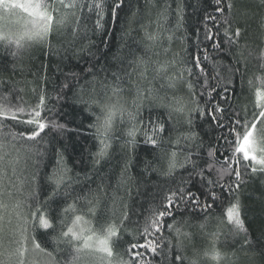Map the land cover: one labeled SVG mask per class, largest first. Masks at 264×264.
<instances>
[{"label":"trees","instance_id":"1","mask_svg":"<svg viewBox=\"0 0 264 264\" xmlns=\"http://www.w3.org/2000/svg\"><path fill=\"white\" fill-rule=\"evenodd\" d=\"M51 2L52 0H37L38 4ZM104 2L110 6L112 0H104ZM179 2L181 0H126L124 11H121L120 18L115 22H113L109 12L105 22L106 30L103 33L92 30L95 15L94 13L90 14L87 8L82 11L76 9L75 16L71 14L73 10L65 9L63 11L69 13L68 26L66 29H60V31L65 32L66 35L60 38H57L56 32L50 35L49 39L53 45L51 52L46 45L37 41L24 39L21 41L23 47L17 49L14 43H9L6 39L0 40V98L8 95L13 108L16 106L25 108L24 113H18L19 120L29 118L27 113L31 111L30 106L37 102L40 89L46 88L49 94L55 95L52 83L45 84V76L50 81L61 82L64 80L65 73L86 67V61L90 59L93 62L98 61L97 67L111 64L113 67H121L123 72L130 74L124 77L121 85L123 91L118 98L112 97L110 90L106 95L98 97L104 102H109V97H111L112 102L119 99L125 112L122 117L117 114L115 120L121 139L114 141L113 147L110 149V158L107 162L97 165L96 169H93V160L94 154L99 148L97 130L94 127H89V125L97 124V116L102 119L103 114L96 104H93L91 108L93 114L83 110L86 106L74 104L71 91L68 92L66 100L61 99L59 101L55 114L48 113L46 109H40L46 123H50V120H57L60 124L66 125L62 133H53L49 127L46 128L48 136L42 134L41 138L38 139L22 138L15 142V148L11 150L7 158L15 161V163L6 169L7 174L3 179L4 195L0 199L9 205L16 201H23L22 212L28 220V231L25 234L27 239H22L17 234L18 222L16 217L12 215V224L5 228L4 241L6 253L12 254L9 264H44L46 260L52 258L58 264H67L72 255L76 254L75 249L80 248L78 254L81 257V264H108L109 260L128 259L125 249L133 241L136 227L139 225L142 231L150 207L160 202L170 183L166 182V177H157L155 173L151 172L142 179L138 178V163L133 167L123 184H118L124 156L121 145L127 139L123 133L132 126L127 113L137 112V106L134 103L137 101L141 104L137 123L140 119L147 122L150 116L155 117L157 114L164 115L168 112L169 105L175 106L174 96H183L185 100L190 101L192 96L183 84H178L179 90L170 89L167 84L169 79L176 77L184 67L193 69L191 78L193 82L196 81L197 70L194 69L193 63L198 54V43L201 49L199 55L206 68L211 67L213 58L216 61H221L225 66L232 64L233 67L239 68L234 82L229 85L227 103L220 101V97L216 96L213 99V104L220 101L222 107L231 105L228 114H234L235 109H240L241 117L246 112L249 119L254 112L258 113L261 110L259 105L264 103V94L261 97L259 95V93H264V3L262 0H231L233 8L230 17V35H233V39H235L234 33L237 27L241 29V35L230 51L224 37V31L229 28V24L224 23L221 14L214 13V0H201L199 5L197 0H183L187 27L177 32L175 31L177 20L175 8ZM165 3H171L173 9L167 21L160 16ZM227 3L228 0H225V8H227ZM149 5L154 6L150 7ZM129 6H131V10H129ZM245 10H247L246 15L242 14ZM40 11H44V9L41 8ZM125 11H127V17H125ZM133 13H136L135 16ZM209 13H214L217 17L215 21L211 19L207 21V29L214 34L211 41L205 39L204 17ZM18 14L20 19H23V15H20L19 12ZM81 15L83 16L80 21L81 27L85 24L88 25L90 29L88 35L96 47L91 49L95 53L94 57L81 53L82 59L77 62L74 59H64L66 55L64 47L66 40L71 39V28L76 25V17ZM224 15H228V13L225 12ZM25 29V26H18L12 29L7 36L11 35L15 39L17 36L23 35ZM197 29H199V41L194 34ZM125 32H130V35L124 36L123 33ZM146 33L149 35L159 33V37L153 42L147 38ZM170 33H174L176 37L171 42L167 39ZM185 36L187 39H182ZM104 41H107V46ZM217 41L223 46L219 52L213 51L211 48V45ZM86 43L87 40L78 41L76 47L72 48L71 51H76L77 48ZM206 46V54L209 59L205 62L203 49ZM12 53H19V55L14 56ZM177 53L180 55L177 56ZM114 54L123 58L119 65L112 60ZM139 58H143L147 64H138ZM234 60H239L240 64L236 65ZM162 64L167 65L166 72L157 75L155 69ZM42 65H46V70L41 67ZM57 66H59V70ZM104 75V73H100V78H103ZM108 75L110 80V72ZM187 79L188 73L185 72L184 80ZM79 83L84 85L85 81L80 79ZM137 85L142 90L151 88L154 91L150 95L145 91L146 98L142 102L138 101L136 96ZM96 89L97 91L100 90L99 84L96 85ZM195 91L198 99L201 88L197 86ZM203 91L205 93L204 100H206L207 89ZM90 93L91 86H87L84 92L85 98ZM21 98L26 103H22ZM93 98L97 99V97ZM204 100L200 101L201 106H203ZM3 102L0 99V103ZM77 109H79V113ZM164 119L167 120L166 115H164ZM184 119L185 116L173 113L172 120L168 125L169 131L165 132L163 137L167 143L162 145L166 152L176 151L180 162H183L187 154L185 141L180 139L178 145L174 142L186 129L183 124ZM178 121L179 123H177ZM196 122L200 125L196 131L202 133L205 144L209 141L215 144L216 137L221 135L222 130L214 123L202 122L199 117H196ZM6 123L12 131H19L18 127L13 126L14 122L6 121ZM9 128L4 129V131H8ZM227 131V128L223 129L225 134ZM51 135H55L59 139V144H56L55 141L51 144L45 142ZM137 142L139 153L137 161L151 160L150 146L144 144V132L142 130L137 135ZM58 147L63 153L59 167L70 170L64 174V180L66 184L71 182L74 191L65 201L63 198L64 186L62 185L61 196L57 198V202L45 205L46 195L54 187L49 182L48 177L57 171L55 149ZM204 158L208 159L207 150H205ZM217 161L216 167L219 168L222 161L219 160V157H217ZM85 173L92 177L90 181L84 180ZM181 174L187 176V173L178 169L176 178L179 179ZM77 176L79 180L76 179ZM212 178L215 179V174ZM196 179L199 180V177ZM246 179L247 184L239 194L242 204L241 219L244 220L246 228L251 233L253 244L243 245V236L233 241L225 217V225L220 226L223 231L218 237L217 247L227 254L226 257L219 262L211 260L210 257H205L200 261V264H264V254H261L259 245L256 243V239L260 237L261 228L264 227V182H262L264 175H249ZM41 188L39 203L35 197L29 198L30 192ZM98 203L99 207H97ZM68 205H74L75 210L66 213L60 210ZM38 208H41L42 211H47L49 208L56 209L50 217L51 228H41L39 227V219H33L31 213L36 212ZM93 208H97V211L93 212ZM227 208V202L223 207H213L209 213L211 220L206 229L207 232L218 231L217 222ZM8 211L11 212V208ZM122 211L130 213V218L125 222V226H120ZM4 215L5 222H7L8 213H4ZM77 217L80 219L77 220ZM188 218L189 213L185 212L181 215L178 212L175 217L178 221L176 227L185 232L195 233L194 242L203 253L205 249L212 247V238L201 234L198 228L191 225L203 220L204 214L202 213L199 217H191L190 223L185 224L184 221ZM167 223H173L172 219H168ZM113 225L119 226L120 239L117 241L116 237L109 238V248L113 252V256L108 257L106 252L92 248L91 244L104 240L108 227ZM69 228H73L80 239L63 236L62 233L67 232ZM164 236L175 243V230L170 233L166 228ZM10 241L11 244L9 245ZM34 241L41 245V248L44 249L43 252L35 249ZM139 242H143V240L141 239ZM185 244L188 245L185 254L191 257L192 247L187 240H185ZM19 248L24 251L23 256L18 251ZM141 251L144 250L141 249ZM47 253H52V257H48ZM150 258L151 253L145 252L144 259ZM156 261H159V257H156ZM185 264H188L187 260Z\"/></svg>","mask_w":264,"mask_h":264},{"label":"snow or ice","instance_id":"2","mask_svg":"<svg viewBox=\"0 0 264 264\" xmlns=\"http://www.w3.org/2000/svg\"><path fill=\"white\" fill-rule=\"evenodd\" d=\"M126 0H112L111 5H107L104 0H52L51 3L37 4L33 3V0H0V28L7 27L11 24L12 17H17L16 22L19 23V14L17 10L27 13L30 17H36L31 21V27L26 29L21 36H17L15 39L11 35L6 36L9 43H14L17 49L23 47L21 41L27 39L29 41H37L42 45H46L49 52L53 50V45L49 39L53 32H56L57 38L65 36V32H61L60 29H66L68 26L69 13L63 10L71 9L72 15L75 16V10L87 8L89 13H94L95 20L92 26L94 32L103 33L105 31L106 17L110 12L113 22L120 18L121 11H124V4ZM201 0H197L199 5ZM264 3V0H262ZM154 6V5H149ZM43 8L44 11H40ZM233 4L231 0H228L227 8H225V0H214V13H219L223 17L224 23L229 24V28L224 31V37L229 51L231 47L238 42L241 35V29L236 28L234 37L230 35L231 25V10ZM131 10V6H129ZM138 11V9H137ZM171 3H165L163 10L160 12V16L165 21L169 19L172 13ZM225 12L228 15H224ZM214 13H209L204 17L205 24V39L211 41L213 39V33L207 29V21L209 19L215 21L217 17ZM136 13H133L135 16ZM244 15L247 14L245 10ZM175 15L177 17L175 24V31L186 29L185 19V6L183 0L176 4ZM125 17H127V11H125ZM83 16L76 17V25L71 28V39L66 40V46L64 51L66 53L64 59H74L77 62L82 59L81 53H86L89 57H94L95 53L92 52V48L96 47L95 43L90 39L88 33L90 31L87 24L81 27L80 21ZM197 41H199V29L196 33ZM124 36L130 35V32L123 33ZM147 38L150 41H156L159 37V33L149 35L146 33ZM175 34L170 33L167 37L171 42L175 39ZM187 39V37H182ZM80 40H87L86 44H83L76 51H71L76 47L77 42ZM107 46V41H104ZM222 45L217 41L211 45L213 51H221ZM198 54L194 59L193 67L197 70L196 81H192L193 69L184 67L181 72L173 78H170L167 87L173 90H179L178 84H183L185 89L191 94L192 99L185 100L183 96H174V105H169V111L164 115L167 116V120L164 119V115L157 114L155 117L150 116L148 121L145 122L140 119L141 104L134 101L137 106V112H128V119L132 122V126L124 131L123 136L127 137L124 143L121 145V151L124 153L121 164V175L118 180V184H123L126 178L129 177V173L133 167L139 163L138 178L142 179L148 173H155L157 177L164 176L167 178L170 186L166 189L164 195L161 197L158 204H153L149 209V214L145 217L142 231L138 225L135 229V236L132 242L129 243L128 248L125 249V253L128 255V259L123 258L118 260H109L108 264H200V261L205 257H210L213 261H221L226 257V253L222 252L217 244L219 243L218 237L225 225V217L227 218L226 224L229 226V234L233 241L238 237L243 236V245H252L253 239L251 233L246 228L242 216V204L239 199V194L243 187L247 184L249 175H264V103L260 104V111L253 113L251 119L248 118L247 113L241 117L240 109H235L234 114H228V107H222L220 101L227 103V93L229 91V85L234 82V78L239 72L238 67H233L232 64L223 65L221 61H216L213 58V64L210 68H206L201 61L199 51V43L197 44ZM99 51V49H97ZM167 51V49H166ZM186 51V50H185ZM205 52L204 61H208L209 57L207 53V46L203 49ZM16 56L19 53H12ZM177 56L180 54L177 53ZM122 57L118 54H114L112 60L119 65L122 61ZM87 66L82 67L78 71H69L64 74V80L61 82L50 81L46 76L44 79L45 84L52 83L53 92L55 95L48 93L46 88L39 90L38 100L35 104L31 105V111L27 113V120H19L18 113H24L25 108L16 106L13 108L10 104L8 95L3 96L4 102L0 103V197L4 195L3 179L6 176V169L9 165H14L15 161L7 159L10 152L15 148V142L26 138L28 140H34L41 138L42 134L48 136L46 128H51L53 133H62L66 125L60 124L57 120H50V123L45 122V118L42 117L40 109H46L50 114H55L59 101L61 99H67L68 92L73 93V103L84 107V111L91 113L93 104L100 107L103 114V118L97 116V124L89 125V127L96 128L97 140L99 143L98 151L94 154L93 169H96L97 165L103 162H107L110 158V149L113 147V143L116 140L121 139L118 134L115 120L117 114L123 116L125 109L120 103L119 99L112 102L109 97V102H104L98 99L101 95H106L109 90L112 97H119L123 91L121 87L124 77L130 75L123 72V69L119 66L113 67V65H100L97 67V63L93 60L86 61ZM236 65L240 64L239 60H234ZM138 64L146 65L147 62L143 58H139ZM41 67L45 68L46 65ZM58 70H59V66ZM167 65H159L155 71L157 75L166 72ZM109 72L111 79L109 80ZM188 73V79L184 80V73ZM100 73H104L103 78H100ZM123 73V74H122ZM91 77V79H89ZM83 79L84 85H80L79 81ZM99 84L100 90L97 91L96 85ZM91 86V93L87 98L84 96L85 88ZM201 88L199 98L197 99L196 87ZM163 87V85H162ZM204 89H207V99L204 100ZM222 89V92H221ZM35 91V89H34ZM145 91L150 95L154 89L142 90L138 85L136 86V96L138 101H143L146 98ZM219 96L220 101L213 104V99ZM93 97H97L94 99ZM204 100L203 106L200 101ZM55 101V103H52ZM22 103H26L21 98ZM51 104V107H49ZM194 105V107H193ZM79 113V109H77ZM173 113L185 116L183 124L186 129L181 133L180 137L174 142L179 144L180 139L185 141L186 155L183 162L178 160L176 151L166 152L162 145L167 143L164 140V133L169 131V122L172 120ZM196 117L200 120L207 121L209 124H215L219 127L221 135L216 137V143L213 144L209 141L205 144L201 132L196 131L200 127L196 122ZM6 121H12L14 127H18L19 131H12L9 128ZM123 122V121H121ZM179 123V121L177 122ZM175 128V125H173ZM9 128L8 131L4 129ZM227 128V134L223 132V129ZM144 132V144L149 145V152L152 159H143L137 161L139 155L137 148V135L140 131ZM55 141L59 144V139L55 135H51L45 142L51 144ZM221 141H223L221 143ZM259 145L260 150L256 154L250 155V152L255 153V146ZM205 150H207L208 159L204 158ZM57 156V171H54L50 177L54 187L47 193L44 200L45 205H50L57 202V198L61 196V186H64L63 198L66 201L69 196L72 195L74 189L71 186V182L65 183L64 174L69 169H61L59 165L63 159V153L61 148L55 149ZM217 157L222 161L219 168L216 167ZM166 165V167H164ZM181 170L183 173H187V176L181 174L179 179L176 178L177 170ZM250 169V172H249ZM15 169L13 168V171ZM215 174V179L212 178ZM199 177V180L196 178ZM79 180V177L76 178ZM92 177L85 173L84 180L90 181ZM264 182V181H262ZM198 185V186H197ZM41 189H34L28 194L29 198L35 197L39 203V195ZM9 195H11L9 193ZM225 202L228 204V208L221 214L217 222L218 231L207 232L211 216L209 213L213 207H223ZM23 201H16L14 204L9 205L3 199H0V264H9L11 259V253L5 251V228L12 224V215H15L17 220V230L22 239H27L25 235L28 231V220L22 212ZM99 207V203L97 204ZM11 208V212H9ZM127 208V205H125ZM66 213L70 210H75L74 205H68L67 207L60 209ZM56 209L49 208L47 211H42L38 208L36 212L31 213L33 219H39V227L48 229L52 227L50 217ZM93 212L97 211V208L92 209ZM183 215L185 212L189 213V218L184 221L185 224H189L191 217H199L202 213L204 219L198 221V223L191 225L199 229L200 233L212 238V247L205 249L203 253L199 247L195 244V233L185 232L181 228H177L175 217L177 213ZM4 213H8V220L5 222ZM130 218L128 211H122L120 226H125V222ZM80 217H77L79 220ZM168 219H172L173 223H167ZM35 226V225H34ZM119 226H109L105 239L100 241L102 248L101 251L107 253L108 257L113 256V252L109 248V238L116 237L117 241L120 239ZM167 230L171 233L175 230L176 241L173 243L171 239L164 236V231ZM132 234L131 232L129 233ZM63 236H71L72 239H80V236L69 228L67 232L62 233ZM143 242H139L140 240ZM187 240L192 247L191 257L187 256L186 250L188 245L185 244ZM18 243V242H17ZM256 243L259 245L261 254H264V227L261 228L260 237L256 239ZM11 241L9 242V245ZM242 245V246H243ZM35 249L43 252L39 243L34 241ZM144 250V251H141ZM23 256L24 251L18 249ZM80 249H75L74 255L67 264H80L81 257L79 256ZM145 252L151 253V258L144 259ZM48 257H52V253L46 254ZM156 257H159V261H156ZM44 264H58V262L52 258L46 260Z\"/></svg>","mask_w":264,"mask_h":264},{"label":"rangeland","instance_id":"3","mask_svg":"<svg viewBox=\"0 0 264 264\" xmlns=\"http://www.w3.org/2000/svg\"><path fill=\"white\" fill-rule=\"evenodd\" d=\"M33 3H37V0H33ZM17 11L20 13V15H23V19H20V17H19V23H17L16 22L17 17H12V21L13 22L11 24H9L7 27L0 28V40H3L4 37H6L12 29H14V28H16L18 26H20V27L25 26V28L27 26L28 28H30L31 27V21L33 19H37L36 17H30V16H28L27 13H24V12H22L20 10H17ZM263 94L264 93H259L260 97ZM259 150H260V146L259 145H256L255 146V153L250 152V155L258 153ZM91 247L92 248L94 247V249L101 250L102 245H101L100 241H96V242H93V244H91Z\"/></svg>","mask_w":264,"mask_h":264}]
</instances>
